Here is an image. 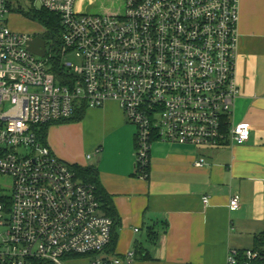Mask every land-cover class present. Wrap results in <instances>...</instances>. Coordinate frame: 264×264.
<instances>
[{
    "label": "built area",
    "instance_id": "1",
    "mask_svg": "<svg viewBox=\"0 0 264 264\" xmlns=\"http://www.w3.org/2000/svg\"><path fill=\"white\" fill-rule=\"evenodd\" d=\"M77 3H32L61 18V83L48 46L44 58L31 53L33 37L8 26V0H0V264L133 263V253L107 255L114 220L96 188L40 139L44 126L69 121L83 104H119L136 128L140 179L149 177L156 138L211 149L250 140L248 124H232L240 0H122L100 14ZM239 206L233 196L230 210ZM226 264H264V248L231 250Z\"/></svg>",
    "mask_w": 264,
    "mask_h": 264
},
{
    "label": "crops",
    "instance_id": "2",
    "mask_svg": "<svg viewBox=\"0 0 264 264\" xmlns=\"http://www.w3.org/2000/svg\"><path fill=\"white\" fill-rule=\"evenodd\" d=\"M239 34L232 124L251 127L244 144L211 149L156 138L145 180L136 174V128L118 103L49 127L46 143L58 159L94 166L111 197L118 225L110 258L133 253L132 264H226L231 250H254L264 240V0H240ZM233 196L240 197L236 211L229 208Z\"/></svg>",
    "mask_w": 264,
    "mask_h": 264
},
{
    "label": "trees",
    "instance_id": "3",
    "mask_svg": "<svg viewBox=\"0 0 264 264\" xmlns=\"http://www.w3.org/2000/svg\"><path fill=\"white\" fill-rule=\"evenodd\" d=\"M34 1V0H32ZM120 5H122V0H120ZM8 7L11 12L16 11L19 14H23L25 17L30 18L32 20L37 21L43 28L44 33L39 35L42 39L46 41L47 46L50 47L51 52L53 53V61L51 68V72L57 77L59 82L64 83V75L65 71L61 67L60 57H59V50L62 45V24L61 18L58 14L50 12L48 10L42 9L39 10L34 7L32 4L30 6H26L27 8L24 9L23 6H17L13 9L10 0L8 1ZM87 111V107L83 104L76 112L75 115L66 122L63 123H70L81 121L85 113ZM52 125H47L42 128V132L40 134L41 142L44 145H47V136H48V129ZM75 172L76 176L83 182L89 183L96 188L97 196L100 200L101 205H103V210L106 213V216L112 218L114 220V229H113V237L112 241L107 249V253H112L113 245H114V234L115 229L118 225V218L112 206L111 197L106 193L104 188L102 187L100 180H99V173L98 170L94 166L83 167L81 165H74L71 167ZM264 247V240L262 238L257 239L256 245L254 250H259ZM138 254L140 256L143 255V252L140 251ZM149 255H146L143 259H149Z\"/></svg>",
    "mask_w": 264,
    "mask_h": 264
},
{
    "label": "rangeland",
    "instance_id": "4",
    "mask_svg": "<svg viewBox=\"0 0 264 264\" xmlns=\"http://www.w3.org/2000/svg\"><path fill=\"white\" fill-rule=\"evenodd\" d=\"M10 2L13 9L17 6H23L24 9H26V6H30V4L33 3L32 0H28V2L24 0H10ZM120 2V0H80V10L89 14H100L110 9L113 11L106 12L115 13V10L120 8ZM7 20L9 21L10 28L27 33L33 38L44 33V28L37 21L27 18L23 14L19 15L16 11L9 13L7 15ZM48 55H53L49 46ZM67 60L75 66L80 65V61L74 55L68 56Z\"/></svg>",
    "mask_w": 264,
    "mask_h": 264
},
{
    "label": "water",
    "instance_id": "5",
    "mask_svg": "<svg viewBox=\"0 0 264 264\" xmlns=\"http://www.w3.org/2000/svg\"><path fill=\"white\" fill-rule=\"evenodd\" d=\"M37 7L39 10L41 9L40 4H37ZM28 49L34 55H37L41 58L46 57L47 44L46 41L40 36H36L28 42Z\"/></svg>",
    "mask_w": 264,
    "mask_h": 264
}]
</instances>
